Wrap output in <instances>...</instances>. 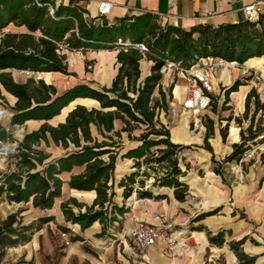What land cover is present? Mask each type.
<instances>
[{
	"label": "trees",
	"instance_id": "1",
	"mask_svg": "<svg viewBox=\"0 0 264 264\" xmlns=\"http://www.w3.org/2000/svg\"><path fill=\"white\" fill-rule=\"evenodd\" d=\"M75 2L70 0L68 5H57L55 0H0V33L3 34L0 39V84L17 97L15 105L9 106L13 111L11 124L23 125L32 119L50 120L78 98H92L99 103V107L92 108L77 104L64 122L57 126L46 122L38 130L26 133L20 141H15L13 134L0 123V151L6 148V143L17 142L13 148H7L10 156L16 159L15 169L0 172V197L4 196L11 203L32 202L35 208L51 209L62 195L65 183L62 174L72 172L76 166L84 167L82 172L71 174L68 184L76 190L95 191L96 198L92 204H84V209L74 197L61 204L66 220L80 224L84 230L96 221L104 224L109 214V222L116 220V210L121 213L127 210L113 201L116 163L120 155L134 159L136 168L119 182L125 198L136 191L139 197H152L151 188L145 189L144 179L153 177L152 186L174 187L176 198L186 199L189 185L181 180L185 172L180 165L179 153L190 146L173 142L172 139L178 140L171 138L169 125L162 120V114H168L169 104L162 87L161 68L167 59L189 66L209 55L239 64L263 57L264 11L254 21L245 19L218 26L197 24L186 29L163 24L158 15L151 13L124 16L110 22L106 15L91 16L86 8ZM11 24L24 26L27 30L20 33L5 31ZM120 41L129 45L145 44L148 50L122 47ZM59 44L68 50L120 47L117 54L119 70L112 85L95 89L80 83L57 94L56 87L43 80L30 78L26 83H20L5 71L15 68L68 74L67 55ZM144 58L153 65L151 73L142 78L140 61ZM242 84V80H237L226 89V101ZM172 89L173 86L169 89L170 97ZM156 91L159 98H155ZM0 96L6 100L1 87ZM252 98L255 111L264 108L258 90L253 88L247 96L245 114ZM116 120L122 122L121 128H116ZM263 132L264 127L248 136L242 131V141L234 145V151L224 161H241L251 149L248 142ZM123 133L139 145L121 154ZM211 134L213 120L207 126L204 144L212 152ZM52 143L66 152L51 159L50 153L41 147ZM143 165L147 169L142 172L145 178L138 179L142 176ZM74 206L79 208L78 212ZM18 217L19 213H12L2 223L0 246H16L31 239L33 226L22 225ZM42 219L48 222L52 217ZM223 236L224 231H221L210 238L222 241ZM245 241L246 237L230 245L241 262L252 264L255 257L248 256L240 247Z\"/></svg>",
	"mask_w": 264,
	"mask_h": 264
},
{
	"label": "crops",
	"instance_id": "2",
	"mask_svg": "<svg viewBox=\"0 0 264 264\" xmlns=\"http://www.w3.org/2000/svg\"><path fill=\"white\" fill-rule=\"evenodd\" d=\"M55 1L57 5L70 3V0ZM103 1L112 3V8L106 15L110 22L124 16L151 13L158 15L159 21L163 24L169 23L186 29L197 24L218 26L223 23L243 21L247 19L244 7L255 3H262V12L264 11V0H76L75 3L86 8L90 15L95 17L100 14L99 8ZM7 28L10 32L19 33L27 30L24 26L17 27L14 24ZM119 51L120 47L66 49L63 52L67 55L69 73L41 72L43 81L54 85L57 94H62L68 88L80 83L88 84L95 89L110 87L119 70L117 62ZM152 65L153 62L147 58L140 61L142 78L151 73ZM243 66L248 69L262 70L264 75V56L251 58L244 65L217 67L210 71L216 86L214 102L218 99L219 107L226 102V89L235 81L242 80L244 84L237 91L232 92L229 99L232 98L236 102L237 108L241 112L246 111L248 94L253 88L257 90L258 88L254 77L245 75L246 71L241 69ZM5 71L11 73L16 82L26 83L30 78H33L25 76L26 70L8 68ZM171 75L174 74L167 73L163 76L171 77ZM167 77L165 78L168 81ZM163 84L162 80V87ZM0 87L2 95L9 102L8 106H14L17 97L5 90L1 84ZM185 88L186 80L179 77L173 89L174 96L179 98L184 114H194L183 107L186 97ZM163 90L165 91L164 87ZM258 92L264 103V95L261 91L258 90ZM77 104L89 108L99 107V103L95 99L78 98L65 107L61 114L50 120H28L25 123L29 126L26 133L38 130L46 122L57 126L66 120L68 113ZM2 108L4 106L0 104V112ZM212 108L213 105L205 111L210 114L209 123L210 120H213V134L209 138V143L213 148L212 152L204 147L208 125L204 126L205 131L199 136L192 134L188 129L186 117H183L175 127L169 126L171 138L178 140L172 139L173 142L189 145V148H198L201 151L200 155L204 157L202 165L192 168L193 176L189 180H187V173L191 174V170H187L189 166L183 167L180 164L185 172L181 180L189 185V194L186 199L178 200L174 187L152 186V184V197H139L136 191L130 197L125 198L124 189L119 187V182L124 176L135 171V167L133 163L131 171H126L123 160L133 161L134 159L123 158L120 155L116 163L114 187L116 194L113 201L119 207H126L127 210L123 213L115 211L116 220L109 222L110 228L100 221H96L91 227L84 230L80 224H75L74 231L77 238L66 249L62 264H71L72 259L76 260L77 264H247L240 261L230 245L231 242L239 241L245 237L246 241L240 246L242 251L250 257H255L252 264H264V241H258L256 244L249 242L255 222L262 224L259 226V231L264 237V164L260 159L251 160L250 157H244L249 150L244 154L240 163L237 160L224 161L234 151V145L242 141L241 133L244 129L235 126V115L230 117V120H228L229 118L220 120L219 108L214 111ZM9 109L12 118L13 111L10 107ZM229 114L224 113L225 116H229ZM56 119H59L58 122L53 123ZM165 119L167 116H162L163 122L168 124V120ZM29 121H36L39 124L31 127L28 124ZM2 125L4 126V124ZM115 126L121 128L122 122L116 120ZM225 126H228V131ZM245 136H248L246 132ZM263 136L264 132L257 138ZM123 140L124 149L121 154L139 145L137 141H130L127 133H123ZM247 160H251V163ZM214 163H218V166L214 167ZM83 170L84 167L76 166L72 172H64L62 176L69 175L70 179L72 173L77 174ZM196 171L203 173L204 176H196ZM69 179H63L65 183L62 195L56 199L55 205L63 196L66 184L69 197L78 199L89 197L92 202L94 201L95 191L71 188L68 184ZM256 201L259 204H256ZM62 202L64 201L59 203L60 208ZM53 208L45 210L51 211ZM240 210L244 212L242 216L239 213ZM210 211L215 212L201 216ZM160 216H165L172 224V229L169 232L172 242L169 244L166 240H160L156 245L141 252L142 254H138L131 239V229L140 222L160 225ZM63 217L65 221L64 213ZM104 226H106L105 232H103ZM221 231H224L222 241L219 238L215 240L210 238L217 236Z\"/></svg>",
	"mask_w": 264,
	"mask_h": 264
},
{
	"label": "rangeland",
	"instance_id": "3",
	"mask_svg": "<svg viewBox=\"0 0 264 264\" xmlns=\"http://www.w3.org/2000/svg\"><path fill=\"white\" fill-rule=\"evenodd\" d=\"M13 26V25H12ZM5 31H8L6 28ZM244 65V64H243ZM242 70L246 71L245 75L250 77H254L256 81V87L259 91L264 95V75L262 70L257 69H248L244 66L241 67ZM26 77H31V74L25 73ZM167 76H163V87L167 93V99L169 104V111L167 114L168 124L170 127H175L183 117L188 119V129L194 135H201L204 133L206 125L209 123V113H199V114H184L183 110L180 107L179 98L174 96L173 89L175 84L177 83L179 77L177 75H171V77H167L168 81L166 80ZM244 79V78H243ZM168 83V84H167ZM173 86L171 97L169 94L170 87ZM160 94L158 91L155 92V98H159ZM7 100L3 99L0 96V104L4 106L2 111L0 112V123L4 124V126L11 132L14 136L15 141H20L23 139L25 133L29 130V126L24 125H12L11 124V116H10V109ZM219 108V119L226 120L233 115H235V126L242 127L247 135L256 131V128L264 127V108L255 111V104L254 98H252L249 106V111L247 114L245 112H241L237 108V104L232 98L228 101L223 103L221 107H219L218 99L215 100L213 104L212 111ZM226 110V111H225ZM225 114H229V116H225ZM237 113V114H235ZM165 113L162 114L164 116ZM224 115V116H223ZM59 119L53 121V123H57ZM252 123V127L250 125ZM226 131H228V126H225ZM207 130V129H206ZM139 133V131H137ZM264 137V136H263ZM257 138L255 141H249L248 145H250L251 149L247 152L246 156L250 157L251 160L260 159L264 164V138ZM9 142L6 143V148L3 151H0V172H9L15 169V157H11L9 152H7V148H13L17 142ZM46 152L50 153L51 159L59 157L63 155L66 150L63 149L61 146H57L56 144L52 143L50 146H46L43 144L41 147ZM201 151L198 148H189L184 149L181 153H179V160L180 164L184 166H189L191 170V174L188 175L187 173V180L191 178L192 175V168H197L199 165H202L204 162V157L200 155ZM243 157V158H244ZM251 160H247L251 163ZM125 162V169L126 171H131L132 164L135 163L133 161H126ZM241 161H239L240 163ZM247 163V162H246ZM214 167L218 166V163L213 164ZM243 168V167H242ZM136 170V168H135ZM146 169V165H143L141 170L142 172ZM244 170V169H243ZM150 172H153L150 170ZM200 174V175H199ZM196 176H204L203 173H199L196 171ZM1 177V174H0ZM63 179H69V175H63ZM145 178L143 175L139 176L138 179ZM197 178V177H196ZM145 180V189L152 188L151 184L153 182V177ZM65 192L63 196L58 200V204L55 205L53 210L48 211L45 209L35 208L32 202H22V203H11L9 202L4 196L0 197V229L2 223L6 220V218L12 213H19V219L21 220L22 225H32V235L31 239L27 242L20 243L16 246H0V264H62L64 260V254L66 253V249H68L76 239L74 228L76 227L74 223L65 220L63 217V212L60 208V201H66L70 199L68 195V185L65 186ZM87 196V194H85ZM139 196V195H138ZM69 197V198H68ZM77 200L82 203L83 209L84 204H92V200L89 197H85V199L80 198ZM256 204L257 201L255 202ZM75 212L79 211V208L74 206ZM240 215L242 216L244 212L242 210L239 211ZM51 216L52 220L48 222L43 221V217ZM107 220L105 224L110 228L109 218L110 214L106 216ZM121 225V224H120ZM118 226L119 228L121 226ZM259 224L257 222L254 223L253 233L250 236V243L256 244L258 241H264V237L262 233L259 231ZM17 226V225H16ZM110 230V229H109ZM63 233L68 234V239L70 240V244H67L66 237L63 236ZM264 244V243H263ZM133 245V243H132ZM138 254H142L140 251L136 250ZM71 264H77V261L72 259ZM87 264V263H84Z\"/></svg>",
	"mask_w": 264,
	"mask_h": 264
},
{
	"label": "built area",
	"instance_id": "4",
	"mask_svg": "<svg viewBox=\"0 0 264 264\" xmlns=\"http://www.w3.org/2000/svg\"><path fill=\"white\" fill-rule=\"evenodd\" d=\"M262 6V3H255L244 7L247 19L251 21L258 19L262 12ZM111 8V2L103 1L101 2L99 13L101 15H107ZM50 11L52 14L54 13L52 6L50 7ZM2 36L3 34L0 33V39ZM127 43L128 42L120 41L122 47L133 46L143 52L148 50L145 44L127 45ZM59 45L63 48V51L66 50L65 45ZM238 65L239 64L235 61H228L225 58L211 55L199 58L197 62L189 66L167 59L161 68V73L163 75L172 73L186 80V97L183 102V107L197 115L211 108L214 102L216 86L210 71L217 67H236ZM27 73L31 74L36 81L43 80L41 72L27 71ZM160 221V225L140 222L131 229L130 235L136 250L144 252L149 247L156 245L160 240H166L169 244L172 242L169 235L172 224L165 216H160ZM63 236L66 237L67 244H70L68 234L63 233Z\"/></svg>",
	"mask_w": 264,
	"mask_h": 264
},
{
	"label": "bare ground",
	"instance_id": "5",
	"mask_svg": "<svg viewBox=\"0 0 264 264\" xmlns=\"http://www.w3.org/2000/svg\"><path fill=\"white\" fill-rule=\"evenodd\" d=\"M129 45V44H127ZM28 124H30L31 127H35L36 125L39 124V122H36V121H29Z\"/></svg>",
	"mask_w": 264,
	"mask_h": 264
}]
</instances>
